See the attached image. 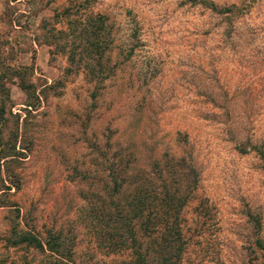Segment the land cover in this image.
I'll list each match as a JSON object with an SVG mask.
<instances>
[{
    "label": "rangeland",
    "instance_id": "rangeland-1",
    "mask_svg": "<svg viewBox=\"0 0 264 264\" xmlns=\"http://www.w3.org/2000/svg\"><path fill=\"white\" fill-rule=\"evenodd\" d=\"M95 23L99 50L81 35ZM0 103L2 140L15 134L0 176L18 179L0 195V264H53L5 242L13 223L53 237L66 264H136L110 201L161 181L178 209L173 264H264V168L248 146L264 150V0H0ZM113 162L125 179L111 198ZM131 226L157 264L164 227Z\"/></svg>",
    "mask_w": 264,
    "mask_h": 264
},
{
    "label": "trees",
    "instance_id": "trees-1",
    "mask_svg": "<svg viewBox=\"0 0 264 264\" xmlns=\"http://www.w3.org/2000/svg\"><path fill=\"white\" fill-rule=\"evenodd\" d=\"M209 8L211 10L223 14L228 13L232 10V6L227 7H221L219 9H216L211 3H209ZM64 11H67L66 8H64ZM56 15L53 14V17L56 18ZM79 14L78 16H80ZM83 16L85 19H87V22L93 18H101L102 16L99 14L93 15L91 11H88L87 13L84 12ZM78 19V17H77ZM79 21V20H78ZM93 21V20H92ZM91 21V23H93ZM95 25V26H94ZM91 25L89 29L85 28L82 30L81 35L84 36L85 39H87V42L89 43V46H93L96 50H99L102 45L99 42V31L96 25ZM53 35H51V42L53 40ZM22 74L18 75V81L21 82ZM22 88L24 90H28L29 86L24 85L21 83ZM3 105L0 103V168L3 167V170L6 171V166L4 167L2 163H8L10 162V159H12L14 151V143L13 138H15V134H11L7 136V140H2V126L4 123H2V120H4L3 117ZM10 115H12L9 112ZM17 119V115H13ZM13 140H12V139ZM249 149L254 151L256 155L261 160L260 167L264 168V150L256 147L255 145H248ZM13 152V153H12ZM131 160H126L123 166H128L129 162ZM154 165V164H153ZM108 174L109 178L111 180V191L109 193V196L113 198L114 196L118 195L120 192V187L122 183L124 182V176H121V174L118 172V169L120 168L118 164L109 163L107 164ZM121 173L125 172L123 170H119ZM158 173L157 178L159 177V169L156 171ZM4 173V172H3ZM144 177L142 175H137L136 179L141 180ZM0 195L3 193H7V191L13 187V189H17L18 187V179L17 177L12 173L9 172V174L5 173V176H0ZM158 200L160 204V209L157 210V212L160 213L161 217L159 219L157 218V222L153 223L151 221V218L149 217L152 214V209L149 207L151 202ZM122 202L124 206L129 207L130 211L129 213H124L122 205L118 207V205L111 199L110 204L112 205V208L114 209V213L112 215L113 220H115L118 224L123 226V232L127 234V237L130 240V246L132 253L135 254L136 264H150L146 261L144 258V254L136 251L134 247L138 245V241L134 235L133 227L131 226L132 220H138L140 232L144 236H150L152 231L155 230L157 225H162L163 231L161 232L160 236V243H158V249L156 252H158L159 255V262L157 264H173V262L176 261V258L179 257V253L182 247V241L180 239V232H179V224L177 220V207L173 204V199L170 196L169 191L167 190L166 184L164 181H161L160 188L153 192L152 194H149L148 191L145 189L144 185H136L133 192L131 194H125L123 196ZM18 213V209H15ZM18 216V214H16ZM169 216L171 217V221H167L166 217L169 219ZM153 220V219H152ZM154 224V227H153ZM256 227L259 228L258 223H255ZM4 240L6 243H9L11 245H25L29 247H33L36 250H39L40 252H48L49 255L53 258V264H66L63 259H65L62 251L57 249L58 244L54 241L53 237H50L49 239H46L45 241L41 240L34 232L30 231L29 229H22L18 227V223H13L9 229V233L6 237H4ZM255 244L260 248L264 250V243L258 238H255ZM134 250H133V249ZM136 248V247H135ZM176 250L173 252V250ZM69 252V251H68ZM264 255V254H263ZM175 258V259H172ZM0 262H3V260H0ZM171 262V263H170Z\"/></svg>",
    "mask_w": 264,
    "mask_h": 264
}]
</instances>
